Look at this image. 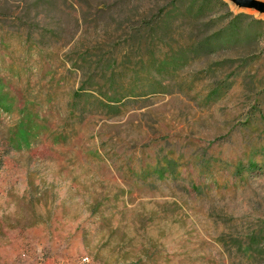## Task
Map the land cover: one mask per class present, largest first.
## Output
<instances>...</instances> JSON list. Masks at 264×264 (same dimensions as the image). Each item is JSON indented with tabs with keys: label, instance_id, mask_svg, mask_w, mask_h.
Listing matches in <instances>:
<instances>
[{
	"label": "rangeland",
	"instance_id": "obj_1",
	"mask_svg": "<svg viewBox=\"0 0 264 264\" xmlns=\"http://www.w3.org/2000/svg\"><path fill=\"white\" fill-rule=\"evenodd\" d=\"M190 1L0 0V264H264V37L205 55Z\"/></svg>",
	"mask_w": 264,
	"mask_h": 264
},
{
	"label": "trees",
	"instance_id": "obj_2",
	"mask_svg": "<svg viewBox=\"0 0 264 264\" xmlns=\"http://www.w3.org/2000/svg\"><path fill=\"white\" fill-rule=\"evenodd\" d=\"M178 2L181 3V0H174V8L180 5ZM183 7L188 14L194 11L197 14L211 11L207 20V24L210 25L209 30L198 38L196 36L192 41L195 49L202 51L205 55L224 51L226 48L237 46L242 42L256 43L261 37H264V20L253 18L244 12L233 13L227 10L225 0H193ZM224 11L225 13L222 14ZM161 12L162 14L166 13L164 9ZM159 17H162L161 14L150 19H139L135 22V34L141 35L155 29ZM71 93L72 97L77 99L82 96H89L100 107H104L108 111L118 110V105L122 103L124 98L126 99V96L116 97L102 92L101 87L97 84H81ZM244 244L247 257L251 259L264 257V232H250Z\"/></svg>",
	"mask_w": 264,
	"mask_h": 264
},
{
	"label": "water",
	"instance_id": "obj_3",
	"mask_svg": "<svg viewBox=\"0 0 264 264\" xmlns=\"http://www.w3.org/2000/svg\"><path fill=\"white\" fill-rule=\"evenodd\" d=\"M237 1L244 3L246 5H249V6L255 7V8L258 7V8L264 9V4L259 3V2H254L251 0H237Z\"/></svg>",
	"mask_w": 264,
	"mask_h": 264
}]
</instances>
